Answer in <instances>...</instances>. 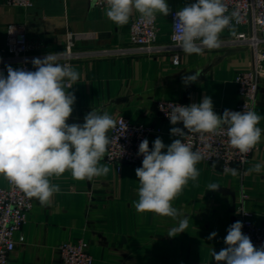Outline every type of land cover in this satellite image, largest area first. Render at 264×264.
<instances>
[{
	"label": "crops",
	"instance_id": "1",
	"mask_svg": "<svg viewBox=\"0 0 264 264\" xmlns=\"http://www.w3.org/2000/svg\"><path fill=\"white\" fill-rule=\"evenodd\" d=\"M193 2L167 0L171 12ZM138 16L133 12L128 24L117 26L106 17L105 9L90 0H33L28 9L1 6L0 50L6 46L10 25L24 28L29 54L34 56L63 52L67 47L74 52L113 49L127 44L131 23ZM169 16L156 18L160 43L169 41ZM234 28L235 33L239 31ZM232 36L225 29L221 40ZM251 65L252 51L247 46L231 45L205 49L199 55L182 52L178 65L169 53L83 57L72 63L80 79L69 87L76 101L67 122L83 124L92 110L106 111L114 120L124 117L152 128L150 149L157 137L167 146L177 139L170 129L183 128V124L174 126L161 119L158 101L190 105L208 96L214 112L222 116L225 109L233 111L239 102L235 77ZM196 73L200 74L196 81L186 86L182 77ZM257 99L255 111L264 117V78ZM258 127L264 130V119ZM100 163L110 169L106 176L80 181L66 171L58 179L51 178L61 191L49 204L42 205L32 198L26 221L15 234L9 264H63L60 245L78 240L89 245L93 264H215L212 251L226 247L227 229L239 220L241 208L253 214L256 224L264 226V172L249 173L256 163L264 164V134L249 166L245 170L235 168L237 177L202 159L197 164L198 180L189 181L173 201L179 213L176 218L135 210L137 166L118 168L106 158ZM210 183L221 186L207 190ZM5 184L6 178L0 175V187ZM185 217V232L169 237L167 233ZM212 232L217 233L216 237L208 239Z\"/></svg>",
	"mask_w": 264,
	"mask_h": 264
},
{
	"label": "clouds",
	"instance_id": "2",
	"mask_svg": "<svg viewBox=\"0 0 264 264\" xmlns=\"http://www.w3.org/2000/svg\"><path fill=\"white\" fill-rule=\"evenodd\" d=\"M103 3L106 17L117 26L128 24L133 12L149 25L158 15L167 17L171 13L167 0H103ZM227 13L224 0H195L186 4L175 13L172 39L189 55L218 49L223 31L228 29L234 35L232 21L239 23L238 12ZM12 31L10 27L8 32ZM61 56L63 52L34 58L31 63L35 71L9 65L7 76L0 72V175L42 205L49 204L61 191L58 184L52 183V177L58 179L68 171L76 180L91 181L109 173V167L100 162L111 144L107 133L116 127V121L106 111L92 110L83 124L67 122L76 101L69 87L77 84L80 73L70 64L60 63ZM199 75L182 77V81L187 86ZM165 113L172 125L183 124V128L170 129L171 135L180 139L166 146L157 137L151 149L148 139L139 144L137 155L143 156V160L142 166L135 169L139 187L133 206L138 213L176 218L179 213L173 201L189 181L198 180L197 164L203 159L199 150L193 151L192 145L182 139L186 136L184 129L198 134L226 132L230 146L247 155L261 143L264 130L258 125L264 117L245 108L242 112L225 109L222 116L218 115L208 96L200 103L175 104ZM226 172L239 176L235 168ZM251 172H264V164L256 163L249 169ZM220 186L210 183L207 190L215 191ZM187 227L185 217L167 234L175 237ZM242 228L243 223L238 220L227 229L226 247L212 251L215 264H264V244L254 246ZM216 235L212 232L208 239Z\"/></svg>",
	"mask_w": 264,
	"mask_h": 264
},
{
	"label": "built area",
	"instance_id": "3",
	"mask_svg": "<svg viewBox=\"0 0 264 264\" xmlns=\"http://www.w3.org/2000/svg\"><path fill=\"white\" fill-rule=\"evenodd\" d=\"M100 9H105L103 0H90ZM228 13H239V23L232 21L234 27L239 28L230 39L222 41L221 46H247L252 51V65L248 70L242 71L235 77L238 89L239 102L233 111L251 109L255 111L261 81L264 78V0H224ZM33 0H0L1 6L28 9ZM176 11L170 13L171 32L167 43L158 40L159 28L157 21L146 24L136 17L130 27L125 46L113 49L74 52L71 47L63 51L60 60L70 64L74 60L89 56H131V55H158L169 53L173 56V63L179 64L182 51L172 39L174 35V16ZM14 31L9 33V28ZM30 46L27 33L21 25H10L7 29L6 46L0 50V72L7 76L6 66L14 69L26 68L35 71L31 61L34 58L43 59L45 55L29 54ZM61 53V52H59ZM177 105H186L180 101L161 100L157 102L158 116L170 121L165 111H170ZM163 111H162V110ZM116 127L109 131L111 144L105 156L110 163L118 168L123 165L142 166L143 156H138L139 144L148 139L153 129L141 123H134L124 117L116 120ZM126 125V126H125ZM182 139L192 145L193 151L199 150L203 159L211 165H219L222 170L238 168L245 170L252 159L253 150L242 155L228 143L226 132L217 134H198L185 132ZM177 139L180 137L176 136ZM150 147V146H149ZM32 198H28L6 179V184L0 187V264H9V255L15 248V234L21 229L27 215L32 208ZM239 221L243 223L242 232L249 236L254 246L259 248L264 244V226L253 220V214L244 208L240 209ZM63 264H93L94 259L90 253L89 245L84 240L64 242L59 247Z\"/></svg>",
	"mask_w": 264,
	"mask_h": 264
}]
</instances>
